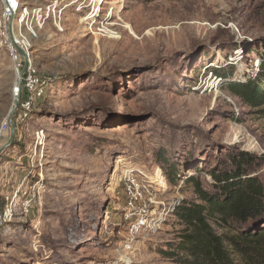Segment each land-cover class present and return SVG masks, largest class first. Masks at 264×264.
<instances>
[{
  "label": "rangeland",
  "instance_id": "obj_1",
  "mask_svg": "<svg viewBox=\"0 0 264 264\" xmlns=\"http://www.w3.org/2000/svg\"><path fill=\"white\" fill-rule=\"evenodd\" d=\"M18 2L50 12L31 52L48 84L9 144L15 73L0 42V264H181L162 253L178 217L130 239L124 176L160 179L158 200H196L186 177L209 187L235 148L260 159L264 182V101L231 90L264 80V0Z\"/></svg>",
  "mask_w": 264,
  "mask_h": 264
},
{
  "label": "trees",
  "instance_id": "obj_2",
  "mask_svg": "<svg viewBox=\"0 0 264 264\" xmlns=\"http://www.w3.org/2000/svg\"><path fill=\"white\" fill-rule=\"evenodd\" d=\"M214 73L221 80L229 76L219 68ZM231 87L250 105L264 101L260 76ZM159 161L167 167L169 181H177L176 163ZM260 166L255 154L232 148L210 170L209 187L199 176H187L194 185L196 200L182 199L177 206V217L185 228L178 241L170 244V250L162 253L181 264H264V182L255 174Z\"/></svg>",
  "mask_w": 264,
  "mask_h": 264
},
{
  "label": "built area",
  "instance_id": "obj_3",
  "mask_svg": "<svg viewBox=\"0 0 264 264\" xmlns=\"http://www.w3.org/2000/svg\"><path fill=\"white\" fill-rule=\"evenodd\" d=\"M1 2L4 11L0 15V42L12 60L15 73L12 91L15 110L13 113L10 112L2 122L1 131L3 132L11 130L12 125L16 128L25 123L32 115L35 106L45 96L48 82L38 73L31 52L33 37L37 36L36 30L42 28L41 23L46 22L51 15L42 6L33 8L18 0H1ZM33 18H36V23L33 22ZM19 49L27 54V58L20 53ZM159 180L144 172L124 176L127 196L126 219L129 224V237L132 241L138 236H148L153 231L156 232L157 227L166 224L171 218L177 219L176 209L181 200L156 199L158 194L156 183ZM29 191L28 186L19 184L14 192L15 198H20V196L25 198L22 201L25 208H28L26 204H29L31 200L28 196ZM10 211L8 210L7 213ZM131 244H127V249L131 248Z\"/></svg>",
  "mask_w": 264,
  "mask_h": 264
},
{
  "label": "water",
  "instance_id": "obj_4",
  "mask_svg": "<svg viewBox=\"0 0 264 264\" xmlns=\"http://www.w3.org/2000/svg\"><path fill=\"white\" fill-rule=\"evenodd\" d=\"M11 36H12V33H11ZM19 51L25 58H27V54L24 51H22L20 49H19ZM25 70H26V68H25ZM14 110H15V107H13V109L11 110V113H13ZM14 136H15V127H14V125H12V134H11V137L9 140V144L13 142Z\"/></svg>",
  "mask_w": 264,
  "mask_h": 264
},
{
  "label": "bare ground",
  "instance_id": "obj_5",
  "mask_svg": "<svg viewBox=\"0 0 264 264\" xmlns=\"http://www.w3.org/2000/svg\"><path fill=\"white\" fill-rule=\"evenodd\" d=\"M38 264H40V263H38Z\"/></svg>",
  "mask_w": 264,
  "mask_h": 264
}]
</instances>
